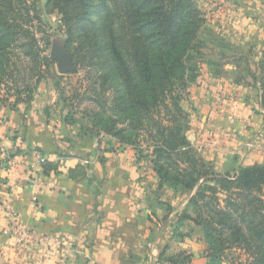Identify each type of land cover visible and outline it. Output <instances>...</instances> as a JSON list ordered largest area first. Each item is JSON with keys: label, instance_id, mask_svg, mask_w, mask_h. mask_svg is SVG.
I'll return each mask as SVG.
<instances>
[{"label": "trees", "instance_id": "1", "mask_svg": "<svg viewBox=\"0 0 264 264\" xmlns=\"http://www.w3.org/2000/svg\"><path fill=\"white\" fill-rule=\"evenodd\" d=\"M46 7L61 16L75 72H86V87L72 97L79 101L77 107L87 102L81 109L87 119L81 134L110 136L120 148L133 146L138 160L150 158L158 190L168 188L188 199L177 214L173 237H192L200 228L206 264H264V163L219 172L187 135L189 114L183 101L199 77L193 61L205 45L207 22L198 1L46 0ZM222 37L216 34L215 39ZM50 47L38 0H0L1 103L14 97L16 109L34 99L57 63ZM262 65L264 69V61ZM260 83L264 110V72ZM65 120L75 123L72 117ZM21 152L18 148L9 154L6 166ZM41 165L45 174L59 170L54 161ZM162 203L167 219L175 208ZM186 222L190 228L184 231ZM193 257L185 250L170 255L164 249L159 262L191 264Z\"/></svg>", "mask_w": 264, "mask_h": 264}, {"label": "crops", "instance_id": "2", "mask_svg": "<svg viewBox=\"0 0 264 264\" xmlns=\"http://www.w3.org/2000/svg\"><path fill=\"white\" fill-rule=\"evenodd\" d=\"M201 2L217 34L247 53H263L264 0ZM230 62L226 69L239 67ZM199 82L184 108L187 135L200 156L219 172L264 161L246 146L264 139L260 94L252 86L236 87L232 75H212L206 91ZM22 111L0 109V264H168L159 262L164 249L170 255L185 250L194 255L191 264H206L201 233L173 237L177 207L182 205L181 212L188 199L168 188L158 191L151 163L142 172L132 146L105 151L80 127L59 121L54 129L44 110ZM18 148L21 154L6 166L4 160ZM46 160L59 163V170L45 174ZM162 201L175 208L167 219ZM11 213L31 232L27 245H18Z\"/></svg>", "mask_w": 264, "mask_h": 264}, {"label": "rangeland", "instance_id": "3", "mask_svg": "<svg viewBox=\"0 0 264 264\" xmlns=\"http://www.w3.org/2000/svg\"><path fill=\"white\" fill-rule=\"evenodd\" d=\"M197 1H198L199 6L203 9V2H201L203 0H197ZM38 7H39L40 14L43 18V21L45 23L46 34L50 36V39H51V47L48 50V52L51 53V51L53 50L52 49L53 44L56 47H60L64 40V28L61 22V16L57 12H50L47 9L46 0H38ZM205 16H206V12H205ZM210 29L213 30V33L208 35V32L210 31ZM215 31L216 30H214V28L212 27V23L211 22L209 23L208 18H207V22L205 23V26L203 27V30H202V36L204 38L203 41L205 45L200 47V51H201L200 54L195 53L196 56L193 61L198 65L199 77L196 82H191L190 86L188 87V96L189 94L191 96L192 89L195 88L196 86L195 84H197V82L199 81H201L199 82V85L206 91L207 87L209 86L210 77L212 75H214L215 78L218 76L226 77V76L232 75L234 77V83L237 84L236 87L252 86V88L254 89V95L258 97L260 94L261 96L260 78L264 72L263 65H262V61H264V54H263L264 51L260 55L253 54V53H247L241 47L236 45V43L232 42L231 40H229V38L223 35H221L223 36L222 37L223 39L216 40L215 38H216L217 32ZM38 35L40 37L44 36V34L41 32H39ZM42 43L46 45L45 40H42ZM251 59L254 61H257L259 63V66L255 68L251 67L250 66ZM230 61H232L233 63L237 62L235 64L236 65L240 64V66L232 70H230V68L226 69L224 66L228 63H231ZM206 67H209V70L205 69ZM206 75H207V78H206ZM239 77H241V83L237 82ZM203 82H204V85H203ZM87 83H88V80L86 79V72L84 70H80L79 72L77 71L75 72V70L70 71V72H60L58 69L57 63H55L50 68V70L46 74V77L43 79V81L39 84L35 92L34 99L30 103L21 102L16 106V109H13L12 103H14L13 102L14 97H11L10 101H7L5 104L0 102V109L2 108H4L5 110L9 108L11 110L24 109V111H22L24 114H27V112L30 111L31 109L35 110L36 112H41L42 110H44L48 124L52 126L54 129L55 127H57V124H59V121H63L66 125L76 126L78 129L79 127L82 126V124L87 123V119L83 118L82 113H81V109L87 105V102H82L80 106L77 107V105L79 104V101L77 99H73L72 97L78 91H81V90L83 91ZM243 87H240L238 91L239 92L245 91ZM238 91L235 90V92H238ZM243 93L244 94H242L241 97H245L247 95L246 92H243ZM205 97H206V100L210 98V97H207V94ZM191 102L192 101L189 102L187 100H184L183 106L185 107V104L188 105ZM2 117L3 116H1V118ZM66 117H72L75 123L74 124L67 123L65 120ZM86 135H89V134H86ZM89 136L93 137L92 135H89ZM80 139H82V137ZM92 139L94 141L99 140V143L103 145L102 147L103 149H105V151L108 148L119 147V143L115 138H112L104 134L100 137H93ZM258 143H261V146L252 148L253 151L255 150V153H256L255 157L260 153H261L259 155L260 157L264 156V139L263 141L261 142L259 141ZM132 148L135 150L133 146ZM259 156H257V159ZM142 161H143V164L141 165V171L144 172V171H147L146 163L150 162V158H144ZM261 163H264V161H261ZM246 165H249V164H246ZM180 204L181 203L177 205H180ZM181 207L182 205L177 207L178 210L175 213V216L181 210ZM189 228H190L189 222H186L184 224V230H188ZM199 229L200 228L198 229L196 228L195 232L193 233L194 236H197L199 235V233H201V230ZM201 253L205 254V249H201ZM240 254H241L240 252H236L235 257L236 256L239 257ZM193 260H195L194 257L192 261Z\"/></svg>", "mask_w": 264, "mask_h": 264}, {"label": "water", "instance_id": "4", "mask_svg": "<svg viewBox=\"0 0 264 264\" xmlns=\"http://www.w3.org/2000/svg\"><path fill=\"white\" fill-rule=\"evenodd\" d=\"M67 38L68 34H64L62 45L60 47H56L53 44V50L51 51V54L57 58V66L60 72H70L76 69L71 55L66 50Z\"/></svg>", "mask_w": 264, "mask_h": 264}, {"label": "built area", "instance_id": "5", "mask_svg": "<svg viewBox=\"0 0 264 264\" xmlns=\"http://www.w3.org/2000/svg\"><path fill=\"white\" fill-rule=\"evenodd\" d=\"M229 138H234V136L232 135H228ZM248 148H255L258 146H261L260 143L258 142H248L246 145ZM11 223L13 224L14 228V234L16 236L17 242L19 246H23V245H27V243L32 240V234L30 231H28L27 229H25V227L23 226V224L21 223V221L19 220V218L15 215V213H11Z\"/></svg>", "mask_w": 264, "mask_h": 264}]
</instances>
